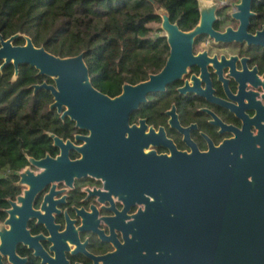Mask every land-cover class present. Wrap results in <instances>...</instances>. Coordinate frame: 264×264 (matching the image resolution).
Instances as JSON below:
<instances>
[{"label":"flooded vegetation","instance_id":"1","mask_svg":"<svg viewBox=\"0 0 264 264\" xmlns=\"http://www.w3.org/2000/svg\"><path fill=\"white\" fill-rule=\"evenodd\" d=\"M214 1L219 4L214 29L238 31L242 20L233 13L241 0ZM250 11L245 38L198 37L194 55L206 57L165 91L147 94L127 119L92 117L81 127L63 117L65 109H51L57 114L56 131L47 133L51 150L35 159L66 155L65 173H55L37 193L32 214H16L20 225L25 220V234L6 224L10 201L29 188L18 185V177L19 192L0 220V229L15 233L17 242L6 252L0 249L1 264H118L135 239L141 213L154 206L144 181L157 156L207 152L241 131L264 137V0H254ZM29 165L34 172L45 170Z\"/></svg>","mask_w":264,"mask_h":264},{"label":"water","instance_id":"2","mask_svg":"<svg viewBox=\"0 0 264 264\" xmlns=\"http://www.w3.org/2000/svg\"><path fill=\"white\" fill-rule=\"evenodd\" d=\"M253 1L241 0L236 5L239 11L233 16L241 18V26L238 31L229 27L225 33L214 29L219 6L214 0H199L200 20L189 31L182 30L178 22L171 20L169 12L161 8L160 28L170 47L165 66L136 85L125 83L122 93L115 98L93 85L84 52L56 56L44 46L37 47L30 36L22 33L7 39L0 35V70L13 64L17 79L21 66L30 65L39 75L50 78L53 83L35 84L34 90L51 92L54 101L50 109L59 113L65 109L63 117L71 116L81 127L92 117L127 119L131 111L147 100V94L165 91L206 57L194 55L198 37L209 35L216 41L245 38ZM21 36L25 43L16 45L15 40ZM51 136L56 144L62 143L54 134ZM29 162L45 170L34 172L29 165L17 173L20 178L17 184L29 188L17 200L10 201L12 208L6 221L12 224L13 232L20 230L23 234L25 220L20 225L16 214L26 213V218L32 214L37 193L54 180L55 173H65L63 167L68 163L66 155L57 160L49 155L42 160L29 157ZM144 183L154 197V206L141 213L135 239L129 242L118 264H264L262 135L241 131L238 137L211 146L207 152L195 149L191 153L173 151L169 159L157 156L152 176ZM13 232L0 229V249L4 252L17 242L13 241L16 236Z\"/></svg>","mask_w":264,"mask_h":264},{"label":"trees","instance_id":"3","mask_svg":"<svg viewBox=\"0 0 264 264\" xmlns=\"http://www.w3.org/2000/svg\"><path fill=\"white\" fill-rule=\"evenodd\" d=\"M161 8L182 30L199 22V0H0V35L26 34L60 57L84 52L93 85L115 96L125 83L138 84L164 67L170 48L159 27ZM24 43L22 36L15 40ZM14 75L13 64L0 70V220L19 192L17 173L29 157L51 150L47 133L57 128L51 92L33 87L53 81L30 65Z\"/></svg>","mask_w":264,"mask_h":264},{"label":"rangeland","instance_id":"4","mask_svg":"<svg viewBox=\"0 0 264 264\" xmlns=\"http://www.w3.org/2000/svg\"><path fill=\"white\" fill-rule=\"evenodd\" d=\"M206 1H207V2H211V1H213V0H206ZM155 26H156V25H155ZM157 26H158V25H157ZM160 26H161V25H160ZM160 26H159V27H160ZM162 32H163L162 34L164 35V31H163V30H162Z\"/></svg>","mask_w":264,"mask_h":264}]
</instances>
